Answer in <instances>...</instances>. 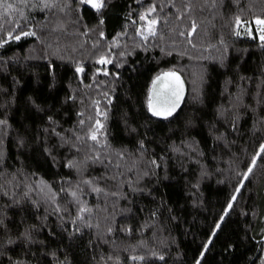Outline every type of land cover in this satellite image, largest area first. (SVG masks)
Masks as SVG:
<instances>
[{"label":"trees","instance_id":"obj_1","mask_svg":"<svg viewBox=\"0 0 264 264\" xmlns=\"http://www.w3.org/2000/svg\"><path fill=\"white\" fill-rule=\"evenodd\" d=\"M101 2L0 7V264H264V0Z\"/></svg>","mask_w":264,"mask_h":264},{"label":"snow or ice","instance_id":"obj_2","mask_svg":"<svg viewBox=\"0 0 264 264\" xmlns=\"http://www.w3.org/2000/svg\"><path fill=\"white\" fill-rule=\"evenodd\" d=\"M46 7L49 5H45ZM93 7L100 8L102 7L101 0H97L96 3H93ZM0 7H3L5 11L8 9L13 8V4L10 3H4V0H0ZM155 8L153 7L152 11H154ZM141 19H144L142 16ZM157 23L156 20H151L149 22L150 26L155 25ZM258 23H264V21H258ZM149 33L154 35V30L150 27ZM34 33H25V35H33ZM147 39V36L144 37ZM16 39H19V36L16 37ZM261 40H264V36H261ZM101 63H104V60L100 61ZM159 82V87L157 86ZM183 93V82L181 81L178 74L175 72H167L164 73L163 76H158L156 80L153 81V88L151 90V93L149 95L148 99V107L149 110L152 112L154 116H163L167 118L168 116L172 115V113L175 111V109L179 106V100ZM5 123L4 121H0V124ZM83 123V122H81ZM97 125H99V121H97ZM92 140H97L96 133L93 132L91 137ZM261 152H264V145L261 146ZM255 163V161H253ZM251 168H249V172H251ZM73 196H75V193H72ZM233 200L235 197L232 198ZM229 208L232 207L231 204L228 205ZM84 209H82L83 211ZM133 259H136L135 257Z\"/></svg>","mask_w":264,"mask_h":264},{"label":"rangeland","instance_id":"obj_3","mask_svg":"<svg viewBox=\"0 0 264 264\" xmlns=\"http://www.w3.org/2000/svg\"><path fill=\"white\" fill-rule=\"evenodd\" d=\"M90 7H92V8H96V7H93L92 5H93V3H96L97 2V0H84ZM258 21H261V20H255L254 22H253V25H252V27L251 26H247L246 28H244L245 29V32L248 34V35H250V36H255V37H257L258 39H260L261 40V36H264V23H258ZM68 24H69V21H68ZM72 24V23H71ZM66 26H64V28H65ZM62 26H60L59 25V23H56V25L54 26V24H53V27L51 28V29H53V31H56V32H58V31H60V29L62 30ZM63 28V29H64ZM66 31H68V30H65V32ZM114 57V56H113ZM101 59L103 58V57H100ZM101 59H99V61H101ZM113 59V58H112ZM105 62H108V59H103ZM169 72H171V71H169ZM164 73H167V72H164ZM163 72L162 73H160V74H158L155 78H154V80H156V78L158 77V76H163V74H164ZM176 74H178L179 75V77H180V79H181V81L183 82V93H182V96H181V98H180V100H179V105H180V103L182 102V100L184 99V95L186 94V92H185V89H186V87H185V84H184V80H183V78L181 77V75L179 74V73H177V72H175ZM197 77H198V75H197ZM197 81H195V83H196ZM158 87L160 86L159 85V82H158V85H157ZM196 87V86H195ZM152 88H153V83H151V89H150V93H151V90H152ZM150 95V94H149ZM179 107V106H178ZM148 110H149V107H148ZM176 110V109H175ZM150 111V110H149ZM151 112V111H150ZM152 113V112H151ZM158 117H163V116H158ZM107 153L106 152H104V154L103 155H106ZM115 155V157H116V159H114V156H113V158H109L111 161H117V162H120V164H118L119 166H121V167H123L122 166V164H127V161H125V162H122V160H121V158L119 157V155L118 154H114ZM105 160L106 158L105 157H100V155L98 156L97 154L94 156V161H100V160ZM131 163V162H130ZM130 163H128V164H130ZM115 166H117V165H115ZM76 171H80V170H82V167H77L76 169H75Z\"/></svg>","mask_w":264,"mask_h":264}]
</instances>
